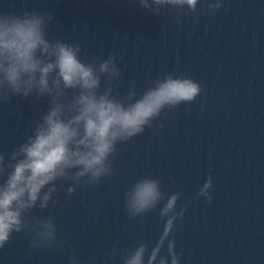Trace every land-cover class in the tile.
Here are the masks:
<instances>
[{
  "label": "clouds",
  "instance_id": "clouds-1",
  "mask_svg": "<svg viewBox=\"0 0 264 264\" xmlns=\"http://www.w3.org/2000/svg\"><path fill=\"white\" fill-rule=\"evenodd\" d=\"M199 0H139L142 8L159 14L161 7H187L196 11ZM219 3L209 8L218 9ZM53 17L47 12L0 14V103L12 96L51 97V107L37 121L31 135L10 154L7 162L0 154V248L28 228L26 214L32 209H46L57 192V181L94 185L113 172L111 157L118 143H124L151 127L166 108L192 102L201 86L191 78L173 73L154 81L137 97L134 86L126 97L118 98L107 88L100 92L101 77L109 82L119 79L117 52L107 59L85 63L78 43L47 38V26ZM74 90L66 100L67 90ZM209 177L198 195L211 202ZM46 189V190H45ZM76 187L69 186L70 195ZM179 193L168 196L160 216L167 217L163 232L149 251L141 243L128 251L124 264H180L175 243L169 239L175 221ZM164 200L159 179L144 177L125 193L124 206L130 218L143 216ZM31 246L51 247L57 236L51 218L32 225ZM167 243V253L161 250ZM147 254V261L145 256ZM76 264L75 257H69Z\"/></svg>",
  "mask_w": 264,
  "mask_h": 264
}]
</instances>
